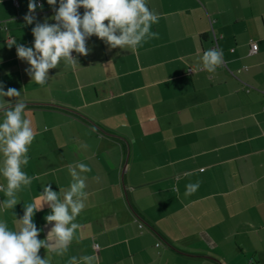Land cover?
Returning <instances> with one entry per match:
<instances>
[{
    "label": "crops",
    "instance_id": "crops-1",
    "mask_svg": "<svg viewBox=\"0 0 264 264\" xmlns=\"http://www.w3.org/2000/svg\"><path fill=\"white\" fill-rule=\"evenodd\" d=\"M146 2L159 14L158 38L132 50L92 36L89 55L72 53L79 65L61 61L41 86L7 43L34 44L28 0H0V82L21 91L4 99L26 103L35 131L23 166L35 178L0 220L15 228L24 203L43 185L68 188L69 165L83 162L82 227L64 256L40 249L50 264L85 255L96 264H264V0ZM36 3L37 21L55 23L53 6ZM213 48L224 58L209 73L201 57ZM49 213L45 205L34 215L38 239Z\"/></svg>",
    "mask_w": 264,
    "mask_h": 264
},
{
    "label": "clouds",
    "instance_id": "clouds-1",
    "mask_svg": "<svg viewBox=\"0 0 264 264\" xmlns=\"http://www.w3.org/2000/svg\"><path fill=\"white\" fill-rule=\"evenodd\" d=\"M57 2L47 0L54 11L50 19L55 23L50 24L48 19L42 23L37 21L36 10H42L43 4L28 0L24 20L29 25L35 23L32 28L34 44L26 47L18 44L15 38L7 42L9 48L16 45L18 58L29 65L26 74L38 85L48 82L49 70L57 68L61 61L71 67L79 65L78 58L72 53L89 55L91 49L86 42L92 36L110 49L132 50L159 36L151 30L152 25L158 23L159 14L149 9L146 0H59L56 7ZM80 8L84 9L82 15L78 11ZM223 58L222 49H209L201 57L202 67L209 73L215 72L223 64ZM20 95L21 91L16 88L9 87L5 91L0 82V177L6 181V185L0 184V191L5 196L0 202L3 209H13L18 203L17 193L22 187L30 186L35 178L23 170L29 162L27 154L35 139L32 122L24 116L27 105L22 101L4 99ZM90 171L91 168L83 162L75 167L69 165L71 182L68 188L57 192L52 190L50 183L43 185L42 193L33 202L24 203L23 216L15 219V228L0 220V264H50L47 254L44 258L38 255L41 248L57 256L68 252L77 230L82 227L75 221L86 206L87 176L83 174ZM199 187V181L187 184L184 196L193 195ZM45 205L50 213L44 219L46 225L52 227L45 239H38L42 229L37 228L33 218ZM96 259L94 255L72 256L68 264H96Z\"/></svg>",
    "mask_w": 264,
    "mask_h": 264
},
{
    "label": "built area",
    "instance_id": "built-area-1",
    "mask_svg": "<svg viewBox=\"0 0 264 264\" xmlns=\"http://www.w3.org/2000/svg\"><path fill=\"white\" fill-rule=\"evenodd\" d=\"M257 49H258L257 44H256V43H253V44L251 45V52H252V53H255V52H257ZM140 227H143V225L141 224ZM159 245H160V243H157L156 246H159Z\"/></svg>",
    "mask_w": 264,
    "mask_h": 264
},
{
    "label": "water",
    "instance_id": "water-1",
    "mask_svg": "<svg viewBox=\"0 0 264 264\" xmlns=\"http://www.w3.org/2000/svg\"><path fill=\"white\" fill-rule=\"evenodd\" d=\"M69 110V109H68ZM71 111V110H70Z\"/></svg>",
    "mask_w": 264,
    "mask_h": 264
}]
</instances>
